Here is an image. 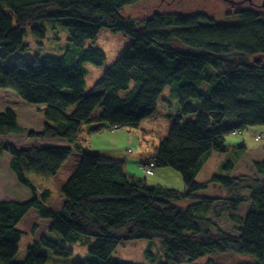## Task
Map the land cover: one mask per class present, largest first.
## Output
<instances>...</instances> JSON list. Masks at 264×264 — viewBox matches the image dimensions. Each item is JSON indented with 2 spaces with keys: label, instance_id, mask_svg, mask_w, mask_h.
<instances>
[{
  "label": "trees",
  "instance_id": "16d2710c",
  "mask_svg": "<svg viewBox=\"0 0 264 264\" xmlns=\"http://www.w3.org/2000/svg\"><path fill=\"white\" fill-rule=\"evenodd\" d=\"M137 1L0 0V89L45 106L43 130L30 132V139L66 142L26 148L0 143V155H11V171L33 195L0 202V264H48L46 251L68 259L78 243L90 246L77 264H135L113 256L135 240L162 242V255L146 250L150 264H264V160L251 162L242 146L221 173L197 180L213 152H231L228 136L264 126L261 1H228L235 23H217L204 12H155L139 20L141 27L124 11ZM60 19L70 31L64 55L14 56L26 48L27 27L44 35L46 28L34 25ZM102 29L132 41L87 91L86 65L106 61L95 44ZM167 87L180 101L175 123L143 165L180 172L183 191L147 187L146 179L126 173L124 160L91 152L83 136L85 129L88 136L114 126L140 129ZM24 132L13 109L0 113V137ZM74 154L80 161L54 212L46 204L50 191L40 192L31 177H55ZM31 210L51 221L59 241L43 236L20 261L23 232L17 226ZM221 220L234 232L219 226Z\"/></svg>",
  "mask_w": 264,
  "mask_h": 264
},
{
  "label": "rangeland",
  "instance_id": "374dc122",
  "mask_svg": "<svg viewBox=\"0 0 264 264\" xmlns=\"http://www.w3.org/2000/svg\"><path fill=\"white\" fill-rule=\"evenodd\" d=\"M228 1L232 0H138L136 3L126 6L124 11L128 12L133 18L138 19V27L142 26L139 20L155 12L168 15L204 12L210 14L217 23H235L238 21V17L233 13L235 9L230 7V2ZM234 1L239 2L241 0ZM256 1H261V5L263 0ZM65 23V19L36 23L34 27L39 28L40 26H44L46 28L44 35L34 32L33 27H27L24 35L26 48L17 51L14 56L33 58L37 55H64L70 46V31ZM131 41L130 37L125 36L119 31H111L109 29H102L100 31L95 44L105 52L106 61L102 66L86 65L88 71L87 91L120 58L125 48L131 44ZM91 44V42H88L86 46H90ZM179 106L180 101L178 96L172 92L171 87H167L158 101L156 111L142 122L140 129L129 131L127 129L112 128L89 136L87 129H85L83 136L90 141L91 152L124 160L126 173L131 177L146 179L147 187L153 188L160 185L183 191L184 181L180 172L171 168H155L153 166L154 175H150L141 168V163L153 156L155 147L168 136L171 127L175 123V116ZM7 108H11L16 112L18 121L25 132L22 134H11L3 138L0 137V143L13 144L17 148L66 145L65 141H43L29 138L30 132L38 133L43 130L45 118L40 109L45 108L44 105L27 103L13 92L0 89V113L4 112ZM129 139H132L131 144L129 143ZM226 145L231 152H213L200 172L197 179L198 182H208L214 175L221 173L223 164L233 159L235 156L234 152L242 146L249 148L250 152L248 151L247 159L251 162L253 160H264V126L251 127L232 134L226 138ZM77 156H73L63 170L55 177H31L34 185L41 190L40 192L42 190L50 191L51 196L47 198L46 204L52 211L59 208L62 187L75 170L74 166H76L75 159H77ZM10 161L11 155L9 153L3 152L0 155V202L11 200L25 202L32 199L31 190L26 186L20 185L15 174L11 171ZM218 224L227 232H234L233 226L228 220H221ZM37 225L40 226V230L36 235L38 238L48 236L50 239L53 235L59 237L56 232L50 230V220L42 219L40 216L35 219L31 216L27 217L20 225V229L28 232V234L23 236L19 244L18 260H20L24 251L28 252V248L31 246L33 240V232L31 230ZM147 249H150L155 254L162 255V242H149L147 240L126 242L117 248L113 256L135 264H150L149 260L145 257ZM228 264H231V262Z\"/></svg>",
  "mask_w": 264,
  "mask_h": 264
},
{
  "label": "crops",
  "instance_id": "0c3cea01",
  "mask_svg": "<svg viewBox=\"0 0 264 264\" xmlns=\"http://www.w3.org/2000/svg\"><path fill=\"white\" fill-rule=\"evenodd\" d=\"M130 135H132V134H130ZM129 138H131V137H129ZM133 139V138H132ZM132 139H129V143L131 144L132 143ZM58 142V141H57ZM90 147H91V144H90ZM231 149V148H230ZM248 149V151H249V148H247ZM250 152V151H249ZM73 156H77L76 154H74ZM73 156H72V158H73ZM152 157V156H151ZM71 160V159H70ZM69 160V161H70ZM147 160L148 159H145V161H143L142 163H141V168H143V164L144 163H146L147 162ZM68 161V162H69ZM80 161V158L77 156V159H75V164H76V166H74L75 167V169H76V167H77V164H78V162ZM68 162L62 167V169L59 171V173L63 170V168L68 164ZM75 171V170H74ZM126 171V170H125ZM159 172H161V171H159ZM58 173V174H59ZM155 173H156V171H155ZM57 174V175H58ZM56 175V176H57ZM64 202H65V200H64V197L61 195V202H60V205H59V208L58 209H55L54 210V212H59L60 210H61V208H62V206H63V204H64ZM53 209V208H52ZM29 216H31L33 219H35V218H37L38 216H39V214H38V212L36 211V210H31L22 220H21V222L18 224V226H17V228L21 231V232H23L24 234H23V236H25V234H28V232H24L23 230H21L20 229V225L25 221V219L27 218V217H29ZM41 218V217H40ZM51 227V226H50ZM39 230H40V226L39 225H37L34 229H32L31 231L33 232V240H32V242H31V245L34 243V242H36V241H39L43 236H41L40 238H38L36 235L38 234V232H39ZM50 230H51V228H50ZM23 238V237H22ZM54 238V240L55 241H59V237H57V235H53V237H52V239ZM93 241H90V243H92ZM89 246H90V244H88V245H82L81 243H78V244H76V245H73V246H71L72 247V249H73V251H74V253H73V256L71 257V258H69V259H62V258H59V257H56V256H54L50 251H46V252H43L47 257H48V264H77V263H79L81 260H83L86 256H87V254H88V249H89ZM20 251V250H19ZM27 251L25 252L24 251V253L21 255V257H20V261H23L24 259H25V256L27 255ZM18 255H19V253H18Z\"/></svg>",
  "mask_w": 264,
  "mask_h": 264
},
{
  "label": "built area",
  "instance_id": "2783aa9c",
  "mask_svg": "<svg viewBox=\"0 0 264 264\" xmlns=\"http://www.w3.org/2000/svg\"><path fill=\"white\" fill-rule=\"evenodd\" d=\"M113 129H119L118 127L114 126L112 127ZM153 164H149V165H144L143 169L144 171H146L148 174L150 175H154V171H153Z\"/></svg>",
  "mask_w": 264,
  "mask_h": 264
},
{
  "label": "water",
  "instance_id": "95a60500",
  "mask_svg": "<svg viewBox=\"0 0 264 264\" xmlns=\"http://www.w3.org/2000/svg\"><path fill=\"white\" fill-rule=\"evenodd\" d=\"M261 6L264 8V0L262 1ZM263 65H264V61H263Z\"/></svg>",
  "mask_w": 264,
  "mask_h": 264
}]
</instances>
